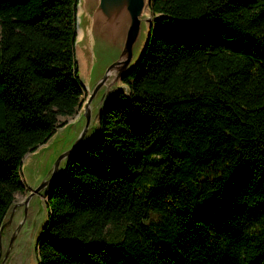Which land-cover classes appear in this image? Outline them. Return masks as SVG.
Wrapping results in <instances>:
<instances>
[{
  "label": "trees",
  "instance_id": "trees-1",
  "mask_svg": "<svg viewBox=\"0 0 264 264\" xmlns=\"http://www.w3.org/2000/svg\"><path fill=\"white\" fill-rule=\"evenodd\" d=\"M77 3L0 0V224L81 104ZM149 7L127 90L46 191L37 264H264V0Z\"/></svg>",
  "mask_w": 264,
  "mask_h": 264
},
{
  "label": "water",
  "instance_id": "water-1",
  "mask_svg": "<svg viewBox=\"0 0 264 264\" xmlns=\"http://www.w3.org/2000/svg\"><path fill=\"white\" fill-rule=\"evenodd\" d=\"M149 1L78 0L77 8L81 6V10L77 11V27H86L92 38L88 46V74L86 81H82L88 94L81 101L82 106L75 118L68 120L62 130L71 129L72 137L56 156L48 175L26 195L24 206L35 192L47 190L65 168L69 156L97 135L104 107L119 94L123 86L127 87L125 82H121L122 77L140 59L150 35V13L146 10ZM89 128H94V133L85 138ZM14 207L0 224V253L2 229L11 220ZM13 237L14 233L11 241Z\"/></svg>",
  "mask_w": 264,
  "mask_h": 264
},
{
  "label": "rangeland",
  "instance_id": "rangeland-1",
  "mask_svg": "<svg viewBox=\"0 0 264 264\" xmlns=\"http://www.w3.org/2000/svg\"><path fill=\"white\" fill-rule=\"evenodd\" d=\"M147 11L150 13L149 23H151L154 15L149 5L147 6ZM87 50L85 54V67H83L82 62L77 58L82 81H86L90 65V54ZM122 89L127 90V87L123 86ZM87 94L88 89L85 86V92L81 101L86 98ZM82 103L75 113L71 115H59L60 122L55 132L47 140L41 142L35 149L29 150L24 155L21 166V179L25 187L15 192L13 202L5 216V219L8 218L12 206L15 205L11 220L2 229L0 261L4 259L0 264H37V236L48 213L46 202L47 190L35 192L29 198L26 206H24V199L31 189L39 184L45 175H48L49 168L56 156L64 144L69 142L72 137V130H62L68 120L75 118ZM93 133L94 128H89L84 137L88 138ZM13 233L14 237L11 241Z\"/></svg>",
  "mask_w": 264,
  "mask_h": 264
},
{
  "label": "bare ground",
  "instance_id": "bare-ground-1",
  "mask_svg": "<svg viewBox=\"0 0 264 264\" xmlns=\"http://www.w3.org/2000/svg\"><path fill=\"white\" fill-rule=\"evenodd\" d=\"M78 11L81 10V6H78ZM147 10V9H146ZM84 42L82 43V41ZM92 42L91 34L84 26L77 27V42H76V54L77 58L82 62L83 67L86 65V49H88V46ZM89 50H87L88 52ZM82 71V66H81ZM85 71V70H84ZM26 164V162H24Z\"/></svg>",
  "mask_w": 264,
  "mask_h": 264
}]
</instances>
